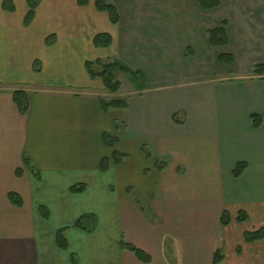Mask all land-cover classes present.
I'll return each mask as SVG.
<instances>
[{
    "label": "crops",
    "instance_id": "obj_1",
    "mask_svg": "<svg viewBox=\"0 0 264 264\" xmlns=\"http://www.w3.org/2000/svg\"><path fill=\"white\" fill-rule=\"evenodd\" d=\"M7 1L4 7L0 0V264H264V237L243 239L246 230L264 228V103L255 109L239 104L244 118L228 120L232 131L221 136L217 119L204 117L206 104L180 107L167 95L173 83L161 66L168 43L162 50L154 39L145 47L123 38L117 6L113 24L92 2L39 0L26 23V1ZM229 1L215 27L226 31L227 65L238 77L244 76L238 69L257 64L240 59L239 48L259 47L262 71L251 75L256 87L264 83V0ZM100 32L111 36L106 47L93 44ZM207 44L225 47L211 46L208 35ZM113 59L143 73L144 82L120 85L116 94L127 106L103 110L107 92L85 62ZM191 73L178 84L195 83L198 73ZM14 90L27 93L26 114L18 111ZM226 105L235 107L218 108ZM102 133L115 137L111 146ZM113 151L122 155L118 164ZM102 157L109 161L105 170ZM238 164L244 169L233 176ZM223 210L227 225L219 222ZM240 210L247 220L236 221ZM58 231L64 247L56 243ZM125 243L150 259L139 260ZM218 243L223 259L214 263Z\"/></svg>",
    "mask_w": 264,
    "mask_h": 264
},
{
    "label": "rangeland",
    "instance_id": "obj_2",
    "mask_svg": "<svg viewBox=\"0 0 264 264\" xmlns=\"http://www.w3.org/2000/svg\"><path fill=\"white\" fill-rule=\"evenodd\" d=\"M227 1L229 0H224L221 8L203 11L194 0H109L119 9L121 15L119 28L123 38L127 37L131 43H140L142 46L154 39L157 44L162 45V50L164 49L163 45L168 43V51L163 55L161 66L162 71L169 74L168 78L173 83L167 88V95L180 107L188 102L206 104L204 117L217 119L216 126L221 128L219 131L221 136L232 131L231 122L228 120L240 123L244 118L242 115L244 109L239 107L240 105L255 109L264 103V83H258L254 87L256 81L251 82L254 77L251 75L262 71L258 62L262 55L259 47L245 44L239 48L238 57L240 59L257 63L251 66L250 70L238 69V72L244 75L239 77L235 74L237 70H231L232 67L227 65L225 56L230 55L226 53L230 49L228 46L208 47L207 31L215 27L220 18L225 16L224 11L229 6ZM261 4L260 1H257L255 5ZM4 6L9 7L8 1ZM171 45L172 50L170 51ZM221 53L223 55L216 61L215 57ZM230 56L232 57V55ZM92 67L94 70L100 71L97 64ZM191 72L198 73L196 78L191 77L195 83L179 85L181 83L178 81L179 78L180 80L190 79ZM142 74L138 71L137 74L130 76L124 71L116 70L115 72L116 79L120 82L122 89L129 88V84L133 88L142 87L144 82ZM164 81L166 83V80ZM187 82L190 83L191 80ZM102 98L105 100L121 99L116 93L111 95L104 93ZM229 103L234 104L235 107L232 108L235 109L227 105L221 110L219 109V106ZM209 104L210 107L214 106L217 116L215 113L212 114L213 110L207 109ZM183 117L182 111L175 114L177 120H181ZM226 121L227 125L223 129L221 126ZM239 136L233 137L237 139ZM222 228L220 233H224ZM164 240L168 241L167 238ZM219 245V243L216 244L215 249H220ZM237 248V250L240 249L239 246Z\"/></svg>",
    "mask_w": 264,
    "mask_h": 264
},
{
    "label": "trees",
    "instance_id": "obj_3",
    "mask_svg": "<svg viewBox=\"0 0 264 264\" xmlns=\"http://www.w3.org/2000/svg\"><path fill=\"white\" fill-rule=\"evenodd\" d=\"M6 1L7 0H4V2H3L4 5H5ZM25 1L27 4V7H28V11L24 17V21L27 23V22H30V20L32 19L34 9L38 5L39 0H25ZM195 1L202 10H207V11L215 9L220 4V0H195ZM90 2H92L94 8L97 11L106 12L109 16L111 23L115 24L118 22L119 14H118L117 8L115 7L114 4L110 3L109 0H76V3L79 6L88 5ZM4 7H6V6H4ZM207 35H208V43L211 46L222 47V46H225L227 44V34H226V31H225L223 25H219V26L210 28L207 31ZM53 41H54V37L52 35H48L46 37V43L47 44H52ZM92 41H93V44L95 46L106 47L111 43V36L107 32H100V33H97L93 36ZM225 58L227 59V62L231 61L230 55H226ZM95 64H97L99 66V68H100L99 72L93 71L92 65H95ZM85 67H86V70L91 77H99L100 78L104 90L110 94H114V93L118 92V90L120 88V82L116 79V75H115L116 70H120V71L130 73V75H135L138 73V70L129 69L128 66H126L124 63H122L121 61H119L117 59H113V60H110L109 62H105V63L101 62L100 60L86 61ZM33 69L35 71H38L40 69L37 61L34 62ZM12 96H13V101H14L18 111L22 115L26 114L28 107H29L27 93L24 90H14L12 93ZM100 104H101V107L103 110H108L110 108H125L127 106L126 101L123 99L105 100L103 98H100ZM102 140H103L104 144L111 146L115 141V137L110 135V134H107V133H102ZM121 157H122L121 154L113 151L112 152V158H111L112 163L113 164L120 163ZM22 161H23L25 166L31 167V163H30V160L28 157L24 156ZM108 165H109V161L105 157H102V159L100 160V165H99L100 169L105 170L108 167ZM242 167H243V164L236 165L235 168H233V170H232L233 176H238L240 174V172L244 169ZM82 188H83V184L72 186V189L75 191H78ZM8 197L14 205H20V201H19L18 196H16L13 193H10L8 195ZM83 217H85V216H83ZM247 218H248V216L243 210L238 211V213L235 217L236 221H238V222L245 221V220H247ZM80 221H81V219H78L76 223L79 225ZM219 222L221 225H227L230 222V216L226 210H223L221 212ZM263 237H264V228L263 227H259V228L254 229V230H246L243 233V239L245 242H248V243L262 239ZM56 243L61 247L65 246L64 237H63L62 233L59 231H58L57 236H56ZM125 245L131 251H133V253L135 254V256L139 260L148 261L150 259L149 255L147 253H145L142 249L137 248V247L130 245V244H126V243H125ZM222 259H223V256L220 252V249L219 248L215 249V251L213 253L212 261L214 263H218V262H221Z\"/></svg>",
    "mask_w": 264,
    "mask_h": 264
}]
</instances>
